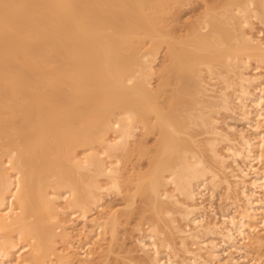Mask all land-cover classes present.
I'll return each mask as SVG.
<instances>
[{"label":"bare ground","instance_id":"1","mask_svg":"<svg viewBox=\"0 0 264 264\" xmlns=\"http://www.w3.org/2000/svg\"><path fill=\"white\" fill-rule=\"evenodd\" d=\"M174 3L0 0V264H89L108 228L120 257L112 244L132 213L89 219L115 194L133 211L141 199L150 264H178L180 249L182 264H261L250 248L264 250V42L252 19L264 0L206 9L185 35L168 24ZM237 113L248 130L229 123ZM217 192L233 213L217 215ZM74 216L82 246L57 233Z\"/></svg>","mask_w":264,"mask_h":264},{"label":"rangeland","instance_id":"2","mask_svg":"<svg viewBox=\"0 0 264 264\" xmlns=\"http://www.w3.org/2000/svg\"><path fill=\"white\" fill-rule=\"evenodd\" d=\"M175 2L176 3H174L173 4V7H171L169 10H168V24L170 25V27H175V28H177L178 30H179V34H181V35H185V34H187V27L190 25V24H192L193 22H195V20L197 19V17L199 16V15H201L206 9H208L209 11H210V13L213 15V16H218V17H220L221 15H222V13L224 12L223 10H225V9H227V7H229L231 4H233L234 2H235V0H175ZM230 4H229V3ZM213 7V8H212ZM217 7V8H216ZM219 7V8H218ZM226 7V8H225ZM253 7H255L256 8V6H253ZM216 9V10H215ZM214 10H215V12H214ZM212 11V12H211ZM213 13H215V14H213ZM252 22H253V26H254V29H253V32H252V34L254 35V37L256 38L257 37V40L259 39V40H263L262 42H264V19L263 20H259V19H252ZM187 23V24H186ZM189 24V25H188ZM164 56H165V50H160V52H159V54H158V58H157V61H156V63H155V67H156V69L157 70H159L161 67H163V65L164 64H166V62H165V58H164ZM253 64L251 65V70H249L248 71V73H250V74H252V73H254V71L255 70H253V67L255 68L256 66H257V64L255 63V62H252ZM256 65V66H255ZM263 67H264V65H263ZM263 67H261L260 69L261 70H259V69H257V71H255V74H258V73H260L261 75L264 73V68ZM253 70V71H252ZM259 71V72H258ZM263 77H264V75H263ZM237 82H238V80L235 78V81H234V87L233 88H230L229 89V92L230 93H234V91H235V89H237L238 88V84H237ZM153 84H154V86H156V84H157V82H156V80H153ZM229 115H230V113H229ZM233 116H235V118H234V120L236 121H234L233 119V121L232 120H229L230 122L229 123H233L234 122V124L236 123V125H237V127H239L238 125H240V128H238V129H242V128H244V126H243V124L242 123H244V125H245V128H246V123L245 122H241V121H239L240 120V117L238 116V113L237 114H234ZM239 118V120H237ZM238 122H240V123H238ZM231 123V124H232ZM238 123V124H237ZM243 126V127H242ZM242 127V128H241ZM246 130H248L247 128H246ZM251 133V132H250ZM230 161H232V160H230ZM230 163H232V162H230ZM217 195L216 196H218L217 198H218V200L220 199V200H222V203L219 201H217V199H216V197L214 198V200L217 202H214V200L212 201L211 200V198L209 197V194L208 195H206L204 198H203V203H204V205L209 209H206V211L208 210L209 212L211 211V209H210V207H208L209 206V202H211V203H213V204H215L213 207H215L216 205H217V207L221 204V207H223V205L225 206V205H227V206H225V207H223V211H222V208L220 209V206H219V208H217L216 209V207H215V209L216 210H219V212L217 211V215L218 216H222V214H224V212L226 213V210H227V208L228 209H230L229 211L231 212V211H235V209H233L232 210V208L234 207V208H236L235 206H230V204L232 203L231 201H229V200H227V199H224L223 198V195H221L220 196V194H222L221 192L219 193V192H217L216 193ZM207 196H208V198H209V200H211V201H209L208 200V198H207ZM221 197V198H220ZM122 196H117L116 194L115 195H110V196H106L105 198H104V201H103V207L101 208V209H94V211H92L90 214H89V219H92V218H94V217H96V216H98L99 215V213L101 212V211H106V212H108V213H111V212H113V210H116V209H114L115 208V206H116V208L117 209H120L119 211H126V210H128V211H130L132 214H130V215H128V214H125V213H123L122 215H120L121 216V224L120 225H118V229H117V234H116V240L113 242V244H112V246H115V250H116V253H118V256H120V257H117L116 255H114L112 252H111V250H110V252H109V249H110V247H109V245H111V244H109V242H111V238L112 237H110V235H112L111 234V232H112V230H111V228H108L107 229V231H106V234L103 236V240L101 239V241L99 242L98 241V243L97 242H95V243H92V245H91V247L89 248V251L92 249V251H94V255H93V258L91 259L92 261H89L90 263L89 264H104L106 261V263L105 264H128V263H130L131 264V262H130V260H132V259H137V260H140V261H138V263L137 264H147L148 262H147V260H145L146 259V255L144 254V253H142L143 251L141 250V248H140V246H139V243H138V238L141 236V234H143V232L141 233V231L140 232H137V231H139L138 229L136 230L135 228H137V225H138V223H140V217H141V215H140V213L139 212H141L142 211V208H141V206H142V203H141V199L139 198V197H137V198H135L136 199V203H135V205H136V209L133 211V208H127V203L124 201V200H122ZM207 198V199H206ZM106 199V200H105ZM207 200V201H205V200ZM108 200V201H107ZM209 201V202H208ZM227 201V202H226ZM210 203V204H211ZM114 204V205H113ZM212 204V205H213ZM219 204V205H218ZM223 204V205H222ZM119 206L120 207H122V208H119ZM126 206V207H125ZM227 207V208H226ZM231 207V208H230ZM225 208V209H224ZM113 209V210H112ZM214 209V208H213ZM214 209V210H215ZM216 210H215V212H216ZM207 211V212H208ZM228 211V212H229ZM134 212V213H133ZM208 212V213H209ZM223 212V213H222ZM233 212H231V213H233ZM212 213L210 212L209 213V215H210V217L212 218V215H211ZM128 215V216H127ZM66 216H68V217H70L69 219H68V217H66ZM217 216V217H218ZM71 217L72 216H69L68 214L67 215H65L64 216V218L66 219H68L69 221H72L71 220ZM127 217H129V219L127 218ZM74 218H77L78 219V217H73V221L76 223H73V222H67L64 226H62V223L61 222H58V226H60L58 229H59V231H58V229H57V233L58 234H61V233H64V231L66 230V232H72L73 234H72V237L70 238V240L72 241V242H74V243H76L77 242V240H79L78 241V243H77V246H78V244L80 243L81 244V246L82 245H84L85 243H87L88 242V239H86L83 235H81V236H77V234H78V232H79V230L80 229H82L83 228V220L82 219H75L74 220ZM210 218V219H211ZM214 218V217H213ZM220 218V217H219ZM219 218H218V220H219ZM67 219H66V221H67ZM221 219V218H220ZM212 220V219H211ZM65 221V220H64ZM73 223V224H72ZM135 223V224H134ZM134 224V225H133ZM185 222H184V228L186 229V226H185ZM182 225H183V222H182ZM146 226V225H145ZM145 226H143L144 227V229L146 230L147 228V226L145 227ZM93 227V225H92V223H89L88 224V228L89 229H91ZM120 227V228H119ZM143 227H142V229H143ZM133 230H134V232H133ZM187 230H189V228H187ZM136 231V232H135ZM77 232V233H76ZM139 233V234H138ZM139 235V237L137 238V236ZM75 236V237H74ZM92 236H94V235H92ZM77 237V238H76ZM79 238V239H78ZM95 238V237H94ZM214 238H217V236L216 237H213L212 239H214ZM93 239V237H91V240ZM105 239H106V241H105ZM57 240H58V242L60 243H58L57 244V247H58V249L59 250H63V249H68L69 251H74L73 249H72V247H70L69 245L68 246H65V245H67V243L65 244V240H63L62 238H61V236H58L57 237ZM76 240V241H75ZM95 240V239H94ZM108 240V241H107ZM179 239H178V237H176L175 236V242H177ZM220 241V238L218 237L217 238V241ZM93 241V240H92ZM63 242V243H62ZM105 242V243H104ZM179 242V241H178ZM102 243H104V244H102ZM108 243V244H107ZM124 243V244H123ZM137 243V244H136ZM79 244V245H80ZM94 244V245H93ZM138 245V246H137ZM65 247V248H64ZM126 247V248H125ZM127 247L129 248L128 250L129 251H126V249H127ZM138 247V248H137ZM177 247H179V245H177ZM101 248V249H100ZM125 250H124V249ZM193 248H195V247H193ZM98 249V250H97ZM134 249H137L138 251H137V253H135L136 252V250L135 251H133ZM139 250L141 251V252H139ZM253 251V252H250V255H251V253H252V258H251V256H249L248 255V257L249 258H247V260H249V261H251V262H253V259L255 258H258L259 256H264V250L263 249H261L260 251H257V249H253V248H250V251ZM132 251H133V253H132ZM84 252V251H83ZM98 252V253H97ZM257 254H255V253ZM73 253H75V252H73ZM112 253V254H111ZM184 253V251H182L181 249H180V252H179V260L177 259V262H179L178 264H182V262H180V261H183V259L184 258H186V257H189L187 254H183ZM253 253H254V255H256V257H254V255H253ZM104 254V255H103ZM131 254V255H130ZM137 254V255H136ZM112 255V256H111ZM185 255V256H184ZM109 256V257H108ZM164 256H165V254H164ZM163 256V258L164 259H167V257L165 256L164 257ZM260 257L261 259H260V261H261V264H264L263 262H264V257ZM97 257V258H96ZM103 257V258H102ZM109 258V259H107L106 260V258ZM111 257V258H110ZM116 257H117V259H116ZM142 257V258H141ZM100 258V259H99ZM122 258V259H121ZM181 258V259H180ZM250 258H251V260H250ZM54 259H55V257H54ZM111 259H112V261H111ZM127 260V261H126ZM250 262V263H251ZM191 263V262H190ZM189 263V264H190ZM254 263V262H253ZM45 264H47V263H45ZM148 264H150V263H148ZM192 264V263H191ZM206 264H210V263H206ZM252 264V263H251Z\"/></svg>","mask_w":264,"mask_h":264}]
</instances>
